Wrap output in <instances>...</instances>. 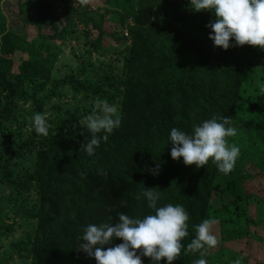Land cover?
<instances>
[{"label": "trees", "instance_id": "obj_1", "mask_svg": "<svg viewBox=\"0 0 264 264\" xmlns=\"http://www.w3.org/2000/svg\"><path fill=\"white\" fill-rule=\"evenodd\" d=\"M136 1L103 3L107 12L115 9L123 13L109 19L125 28L124 40L130 41L125 78L120 81L115 104L121 125L109 134L108 141L101 140L92 156L81 151L85 139L91 138L80 126L92 112L88 108L87 113L60 118L65 126L49 128L48 136L34 131L6 156L0 152L4 176L17 162L30 161L31 156L34 162L31 170L20 174L16 189L22 194L35 192L36 206L17 213L18 218L33 222L35 229L17 249L16 257L30 264H96L94 257L78 247L77 238L83 229L89 224L118 223V213L133 218L154 214L146 198L136 199L146 188H153L160 193L158 207L179 204L188 212L185 248L195 237L194 225L204 219L218 220L213 227L219 241L215 248L203 257L200 253L185 254L182 249L173 264H193L199 258L207 264H233L237 258L248 264L247 241L264 242L256 234L264 230V200L247 190L244 183L258 174L264 176V94L258 87L264 83V50L234 46V39L227 50L214 47L207 27L215 22L214 12L187 15L190 9L180 0ZM54 2L63 9L59 11ZM78 6L75 0H0V127L21 101L53 106L51 94L58 85L69 87L86 100L107 99L112 105L113 96L104 92L103 86H86L70 77L53 82L61 48L78 37L77 21L97 32L89 44L91 49H106L104 14L98 13L97 21L87 8ZM159 21L162 23L157 29ZM46 24L50 33L42 32ZM47 85L50 90L45 91ZM213 116L218 122H223L222 117L230 118L226 127L236 130L229 142L240 147V156L228 175L220 173L211 160L197 169L186 166L182 157L173 160L170 155L173 127L191 133L193 125ZM4 147L0 143V149ZM156 164L160 170L154 176L148 169ZM245 165L256 170L250 177L243 174ZM259 192L264 190L259 188ZM122 201H127L126 207H121ZM251 208L256 211L253 215ZM238 241L246 242L237 249L225 246L226 242ZM122 242L115 239L103 247ZM11 249L14 252L13 246ZM141 259L143 264H152L148 257Z\"/></svg>", "mask_w": 264, "mask_h": 264}, {"label": "clouds", "instance_id": "obj_2", "mask_svg": "<svg viewBox=\"0 0 264 264\" xmlns=\"http://www.w3.org/2000/svg\"><path fill=\"white\" fill-rule=\"evenodd\" d=\"M81 6L88 0H75ZM190 7L194 12L207 10L214 12L215 22L207 27L211 29L209 39L216 48L229 49L230 40L234 46H252L264 50V0H190ZM261 94H264V83H258ZM115 105L109 104L107 99H97L91 114L80 121L91 134L90 139L81 145V151L88 156L95 154L101 140L108 141L109 134L121 125V117L117 114ZM218 118L203 121L193 125L191 133H186L176 127L170 131L169 141L173 145L170 151L173 160L183 158L186 166L195 165L197 169L204 168L209 160L216 165L218 171L224 175L230 174L240 156V147L229 142V138L236 136L230 124V118ZM31 127L38 135L48 136L50 125L46 115H33ZM105 133L98 136L99 133ZM160 165L156 164L148 171L152 175H159ZM146 198L147 205L154 211L143 218L130 217L125 213H118L119 222L115 224H89L78 237L79 249L88 256L94 257L96 264H143L141 257H148L152 264H159L166 260L167 264L179 259L182 249L185 254L200 253L201 257L219 241L213 234V227L218 223L215 218L204 219L194 225L195 237L187 244L183 241L189 236V214L182 205L171 203L157 206L161 199L160 193L153 188H146L136 196L137 200ZM127 201L121 202L126 207ZM122 240L114 247L104 248L113 240ZM139 253V254H138ZM193 264H207L204 258L193 261ZM233 264H242L237 258Z\"/></svg>", "mask_w": 264, "mask_h": 264}, {"label": "rangeland", "instance_id": "obj_3", "mask_svg": "<svg viewBox=\"0 0 264 264\" xmlns=\"http://www.w3.org/2000/svg\"><path fill=\"white\" fill-rule=\"evenodd\" d=\"M187 8L190 9L187 15L196 13H211L207 10L200 12H194L190 7V0H180ZM135 2H137L135 0ZM56 3L57 9L60 11L63 6ZM104 0H88V3L83 6H78V9H85L90 13V16L94 20L98 19V13L104 14L105 22L103 26V47L106 49L101 51H95L91 49L90 43L97 37V32L91 29L83 28L80 22L77 21L76 29L78 37L76 40H71L65 43V46L61 48L59 59L56 64L58 66V73L53 70V82L63 77H70L73 80L86 86L99 87L103 86V91L113 96L112 105L118 102L119 90H121L120 81L125 78L124 62L128 56V50L130 47V41L123 35L125 28L119 25L117 21H112V18L116 14H123L120 10L107 12V8L103 5ZM9 22V21H8ZM156 24V22H153ZM161 21L156 25L157 29L161 27ZM148 27H145L147 29ZM154 28V27H153ZM155 30V29H154ZM42 32L50 33L48 25H44ZM114 34V37L111 34ZM26 35H31L27 33ZM123 35L124 37H121ZM29 40V39H28ZM59 44L58 41H54ZM15 65L13 72L16 73ZM262 76L264 77V70ZM264 79V78H263ZM45 91L50 90V86L47 85ZM45 92L41 93L43 96ZM51 105H38L32 101H21L12 108V115L10 119L1 124L0 143L6 145V147L0 149V152L4 156L15 147L21 144V142L27 139L32 132L31 127L32 118L34 112L39 110L41 114L46 115V119L49 128H55L56 126H65L63 122L59 121L60 118L66 119L74 114L87 113L85 110L94 107L96 99H84L80 95L74 94L72 90L67 87L57 86L54 88V92L51 94ZM118 105V104H116ZM118 114V112H117ZM51 121L53 124H51ZM82 130H86V127L81 125ZM76 126L73 124L72 132H74ZM3 134H6L4 136ZM12 143L15 145L9 146ZM9 144V145H8ZM33 156L30 161L17 162L10 166L7 176L3 175V171L0 170V225H4L0 229V264H30L27 260H19L17 255V249L20 248L23 242L26 240L28 234L33 233L35 225L33 222H28L18 218V212L31 210V207L36 206V195L34 191L27 194H22L16 189L17 183L20 182L21 176L25 170H31L33 166ZM243 174H249V177L256 171L250 165L243 167ZM245 188L253 193L258 194L262 200H264V192L260 193L259 188L264 190V176L256 175L251 179H247L245 182ZM255 209L251 208L250 213L255 214ZM6 230V231H5ZM253 230V229H252ZM4 233V235H3ZM264 239V230H257L256 233ZM246 241L238 242H226V247L240 248L245 245ZM14 247V252L12 251ZM264 242L257 244L253 239L247 241V249L250 248L248 256V264H264ZM247 254V251H245ZM11 256L9 260H6L8 256Z\"/></svg>", "mask_w": 264, "mask_h": 264}]
</instances>
